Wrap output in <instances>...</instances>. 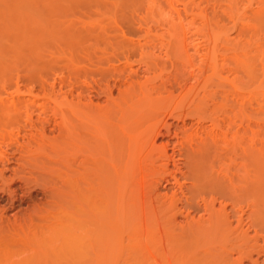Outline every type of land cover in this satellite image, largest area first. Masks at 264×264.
<instances>
[{
    "label": "rangeland",
    "instance_id": "1",
    "mask_svg": "<svg viewBox=\"0 0 264 264\" xmlns=\"http://www.w3.org/2000/svg\"><path fill=\"white\" fill-rule=\"evenodd\" d=\"M167 3H170L168 9L165 6ZM183 3L184 5L185 3L190 4V9L188 11L184 10ZM161 6L165 9L163 12V9H160ZM167 12L179 15V19H175L174 23L169 26L165 25L163 22V19L167 20L168 18L166 16V14L168 15ZM199 12H202L205 16L202 15L203 17H199ZM217 31L219 33L221 32L220 34H225V36L228 35L230 38L244 35L250 45H255L258 42L259 48L253 52L255 53L254 55L252 53V56L257 58V63L262 60L264 62V0H0V114H17L16 121L10 122V126H6V128L4 127L5 123L0 121V137H7L8 134L9 136L11 135L13 139H15V135L19 139H22L24 138V134L28 137L29 135L32 137L34 131L29 129L30 125L28 122L26 123V117L30 114L33 120H35L39 117L38 114H47L49 117H46L51 120L49 124L46 125L47 127H45V135H51L52 140H50L53 142V146L51 141L48 142L47 139H45V141L46 143H50V147L52 146L53 149L55 146V150H58L56 152H59V150L61 151L62 149H57V146L60 148L61 146H59L60 144L56 145V143L58 144L60 141L57 142L58 140H56L54 142L53 138L55 137L56 139L57 135L54 136V134L60 131L57 129L59 127L57 125L61 123V120L59 121L60 118H55L54 116L57 114L59 117V114H68L69 116L70 114H77V117L73 118V121L71 120L73 123L76 122V124L71 125V122L66 121V125L68 126L69 124V127L73 126L74 129L69 134V139L78 137L73 136V132L77 134V129L83 125V123H78L84 122L82 118L85 121L87 119L89 122L91 120L92 122L94 121L95 127L97 128L96 133L102 140L97 142V147L101 148L99 143L103 142V138H105L106 144L108 145H104L103 142L102 149L104 146H108L109 149H114L112 151L115 153L117 152L116 149L118 150L116 147L118 144H115L117 142H113V145L110 146L112 142L108 143V140L116 137L119 133L118 130H120L118 127H122L121 129H123V126H125L127 128L124 127L123 130L131 133H138L132 136H137V138L135 137L136 139L140 138V140H135L142 146L140 147V144L136 146L135 143V149L137 147L138 149L141 148V150L137 151L134 149V152L137 157L139 156L138 158L136 157L138 161L142 162L149 153L150 143L147 145L148 140L144 141V139L148 137V135L146 137V133H148L149 128L151 129L155 124L157 127V125L159 126L160 124L157 129L164 131H162V133H165L164 137L166 139L164 137L163 139H156L155 146L160 147L163 143V145L166 146L165 140H171L173 137L171 141L175 142L177 138L179 139L180 126H182L183 121L186 125L191 126V124L194 125L196 119L186 118V113L187 111L189 112L190 104L183 103L177 105L176 102L178 101H175V98L168 100L159 98L158 95H153L150 100L142 96L141 98L137 96L138 99L135 97V100H132L131 97V100H129V97L128 100L126 99L127 101L124 100V97H120V94L122 93L123 95L125 93H123V90L129 87L127 83H125V78L128 74H132L134 77L136 76L140 79L145 78L146 74L143 72V64L147 63L149 60H154L158 55L160 62L165 65V71H172L174 74L179 73L180 68H182V71H187L188 68L192 67L197 68V66L203 64L206 55L215 57L220 65L225 68H230L232 63H234V59L232 52L229 50V45H227V43H225L226 45L223 43L221 44L218 41L206 42L199 37V35L204 32L218 33ZM155 33L165 35L171 34L175 35V37L180 36L183 37L184 40L186 39L185 37H190L184 45L180 39L179 42L177 37V40L171 41L170 46L171 49H173L168 57L165 56V45L161 44L158 40H156L158 42L155 41L156 44L153 41L146 46L155 47L156 51L150 52L147 48H144L143 51L129 54L132 70L128 71L126 75L125 72L120 71L125 62H123L124 64L120 63L117 59V61L114 60L113 56L114 54L120 53L118 50L123 46H121V44H123L124 41L122 42L121 40L124 36L125 38L129 36L128 39L136 43L138 38ZM141 38L139 39L140 41H142ZM129 40L128 42H130ZM186 44H189L188 49H190L187 53H184L185 51L180 46L183 45V47H186ZM120 60L122 62V56ZM115 68L118 69V71ZM258 74L260 75L261 73ZM260 80L261 78L254 84L255 86L252 84L251 86L253 87L250 86L251 89L249 88V91L255 90L254 93H256L258 98H261L262 93H264V88L260 86ZM17 90L20 92L17 93ZM129 90L128 92L125 90L126 93H129ZM29 92L31 94H29ZM129 94H131V92ZM118 97L120 98L118 99ZM13 99L14 101L12 103ZM17 99L22 103H17V101V104L14 105ZM148 102L151 104L149 109L146 108V103ZM81 105L82 108H79ZM11 106H13V108ZM254 106L250 114L239 115L232 114L234 113L232 112L231 114H226V117H220L221 119H231L232 124L233 122H236V124H238V122L239 124L242 123L246 129H249L247 134L249 138L246 137L244 141H242V145L240 149H238L239 152L236 153V156L234 155L235 157H232L236 159L235 163L238 159L240 160V158L237 159L236 157H243L240 154H245L248 149L253 150L252 163L254 165V178L252 182L254 185L252 189L247 190V193L244 192L241 198L224 202L229 210L234 209L238 212L243 210L248 214L252 210L248 206L252 205L255 207L256 205L257 210L260 211V217H253L258 221L257 223L259 226L256 227L257 224L255 225L253 223L256 228L249 229L248 231L249 237L252 240L246 244L235 243L226 248V254L232 256V259L238 258L239 251L250 253L251 259H245L244 264H264V106L256 104ZM169 107L175 108L176 111L174 110V112L176 113H178V111L179 113L182 112L185 119L183 117L184 120L180 122L172 118L175 115L177 118L179 115L175 114L172 116L170 114L171 108ZM92 109H95V111ZM87 110L90 111L87 113ZM95 112H97V114ZM93 113L98 115L99 118L95 117V115L92 116ZM85 114H88L89 117L92 116V119L94 117V119L97 118L98 120L88 119L89 117ZM120 114L122 116H130V118L128 117L129 119L135 116L132 114H138V116L142 115L138 120L136 119L138 117L136 115L131 122L126 118L124 122L128 120L130 123L124 125V122L122 123L124 118L121 117ZM78 115L82 117L79 118ZM113 116L116 117L114 118ZM119 116L121 118H119ZM84 117L86 119H84ZM116 118H119V121H116ZM66 120H70V118ZM158 120L162 122L160 123ZM58 121L59 124H55ZM88 121L86 122L87 124ZM106 121L108 123L107 126L105 125L107 124ZM202 121V127H206V131L204 130V133L203 130L202 132L199 131L200 134L202 133L201 135L196 131L199 138L195 137V132V134L192 133L196 139L192 135L194 143L192 142L190 151H188L189 149L185 150L187 154L176 144L177 142L165 147L170 166L169 170L164 172V178L167 182H161V184L158 185L159 187L157 186V192L153 190L154 184L151 186L150 181H154L157 176L152 175V164H149V162H146V164H148H145L146 167H143L144 169L146 168L145 170L147 173L143 168L140 172L138 171L139 173H136L137 176L133 172V182L127 181L131 184H127L126 181H124L131 176L130 174L128 177L123 174L122 177L126 178L121 180V177H119L121 176L119 173L121 170H118L120 167L116 164L118 169L117 171L116 168L114 170L117 173L114 172L115 174L110 176L107 181H100L105 185V189H107L108 184L110 186L113 185L114 188H116V185L119 189L110 191L111 187L109 186V190L107 189V192H103V186V190L100 189L101 186L99 187L101 191L99 193H102L101 197L98 195L102 198L100 199L98 197L99 205H101H98L99 210L106 211L100 212V214L102 213L101 215H103L106 213V215H109H107L105 220L100 214L97 215V217L100 218V220L98 219L97 221L100 223H97V225H102H98L99 230L98 228L96 229V242L98 244L96 243V255H94L96 258L93 257L94 263L91 262L92 264H161L162 260L166 261L168 264L232 263L228 260L222 262L224 257V255L222 256L223 250L215 248V244L213 245L215 249L214 252L212 246L210 247L211 250L213 249L212 251L210 250L213 254L211 255L209 251L210 253L205 256L206 258L202 254L205 258H203L204 260L200 259L202 257L201 255V257L199 256V260L193 256L195 249L199 247L204 249L211 245V243L204 242L202 244L203 240L201 239V243H199V239L195 240L192 238L189 232H184L181 229L182 227L180 228V226H177L178 228H176L166 224L168 216H165L168 215L166 212H168L171 207L170 202L181 201L180 204L183 205V202L188 196V191L191 187L190 180H188L190 178V170L187 163L189 158L190 162L191 160H195L193 161L194 164L198 161L197 165L202 169L204 168L207 170L208 167H211V163H214L212 166H214V168L216 167L214 169L215 171L222 167L221 160L215 155V153L219 155V150L213 149L214 152H218L214 153L210 151L213 154L210 152L209 155L206 154L208 153L207 151H209L208 149L211 143V137L208 134L210 132H208L209 130L207 131V129H210V125L207 120ZM114 122H119V124L117 123L119 126L115 125L116 123ZM169 123L171 124V127H168L171 129H169V132H171L169 133L170 138L167 136L164 127H161V125L164 126L165 124L170 125ZM246 125H249L250 128H247ZM188 126L186 127L187 129ZM4 129L5 131L7 130L6 133L2 131ZM81 129H78L79 132ZM175 129L177 130L175 131ZM71 130L72 129H70V131ZM146 130L148 131L146 132ZM111 132L112 137H110L111 135H107L109 138L107 140V136L105 135L111 134ZM36 134L37 133H35V135ZM174 134L177 135V138L172 136ZM60 135L62 138L65 137L63 133H60ZM25 139L26 138H24V140ZM71 141L75 143L73 138ZM33 143V145L36 144L35 142ZM39 143L40 142H38V146ZM3 146L4 145H0V158L2 157L1 151H5L6 149L3 148ZM35 146L36 148L38 147L37 144ZM44 146L42 145V148L44 147L46 150V144ZM48 148L43 152V149H40L39 152V150L34 147L35 151L31 148L29 153L32 154L34 159H36V155H38V159L36 160L39 163L38 160L40 157H51L49 153L52 154V152H50L52 150L49 148L50 151H48ZM212 148L215 147L212 146ZM212 148H210V150ZM13 150L12 148H8L6 152L9 155H7L11 156ZM32 151L34 153H32ZM64 151L62 153H56L57 156L53 155L56 157L52 156V159L49 158V160L51 159L49 163H54L55 160L56 163H58L59 155H66L67 158L71 151L66 150L69 151V153L65 151L67 154H63ZM72 151L73 153L75 152L74 150ZM103 151L98 150L100 156H103L105 153L104 149ZM108 152L109 151L106 153ZM76 153L77 152L74 154ZM114 153L112 152V154ZM190 153L191 155H189ZM3 154L5 155L6 153ZM39 154L41 155L39 156ZM225 154L226 153H220L222 159L225 158ZM192 155H194V158H191ZM185 156H187L188 161H186L187 158ZM14 157L17 158L18 155L15 154ZM61 158L59 159L61 160ZM73 158L77 159L76 156ZM73 158L71 160L75 163H69L76 166V160L73 161ZM42 159H40V161ZM45 159L46 158H44L43 161ZM64 159L61 162L59 160V164L66 168L69 158H67V160L65 159L66 162ZM49 160L46 159L45 162ZM223 162L227 164L226 160ZM235 163H232V166L237 164ZM17 164L14 161L9 162L8 169H18ZM51 165L47 167L45 165V167L43 166V168H40L39 165L32 164L31 168L26 167L25 175L31 182L30 184L20 182L16 177L13 178L12 171L10 172L7 170V172H4V178H6L4 179L5 182H0V264H73V262L67 263L66 260H60V246L56 240V236L60 229L56 220L54 221L53 219V213H56L60 209V207L57 206L59 197L56 194L59 190L56 188L61 187L59 185L60 183L62 184V177L60 175H62L63 172L62 166L59 165V167L53 168V165ZM50 167L52 168L50 169ZM148 167L151 169V176L148 174ZM52 169L57 172H54ZM231 169L233 168L231 167ZM241 169L242 168H239L237 171L242 172L243 170ZM58 170H60L61 173L58 172ZM141 171L144 172L141 173ZM46 172L49 173L48 176ZM57 173L59 174L58 176ZM145 173L148 176H146ZM237 173L238 172L235 174ZM242 173H239L241 179ZM44 174L45 177L43 176V178L42 175ZM242 175L244 176V173ZM102 176L103 174H100V178H102ZM114 176L119 178L120 181L113 179L116 181L114 182L111 180ZM55 177H60L58 179V186L56 185L57 187L55 186L57 180L52 181ZM143 177L146 180H144ZM238 178L236 186L241 188L242 191L243 181ZM131 180L132 178L130 177V181ZM109 181H113L115 185L113 182L110 183ZM121 181H123L122 184L120 183ZM52 182L56 188L51 184ZM244 182L248 183L245 180ZM116 183H118V185ZM133 185L134 187L132 188L131 186ZM122 187H126V189L127 187L130 188H128V191ZM106 195L108 196L107 199L104 197ZM253 210L255 209L253 208ZM200 214L202 215V213L192 214L191 217L197 220ZM185 216L186 212H183L177 222H184V225L191 222V219L188 221L185 220ZM101 218L103 221H101ZM253 224L252 226L254 227ZM169 226L173 227V229L171 230L168 228V230L167 227ZM100 231H102L101 234L103 237H100ZM98 234L100 238H98ZM166 236H168V238ZM107 238L108 242H106ZM182 238H184L183 241ZM103 240L105 241L103 242ZM179 240L182 242H179V245L182 244L180 246L177 245ZM173 241H177L174 248L171 247V242ZM207 243H209V245ZM199 244L202 246L204 245V247ZM171 250H174L175 253H170ZM217 253H219V255Z\"/></svg>",
    "mask_w": 264,
    "mask_h": 264
},
{
    "label": "bare ground",
    "instance_id": "2",
    "mask_svg": "<svg viewBox=\"0 0 264 264\" xmlns=\"http://www.w3.org/2000/svg\"><path fill=\"white\" fill-rule=\"evenodd\" d=\"M165 6L168 9L170 6V3L165 4ZM183 6H184L185 11H188L190 9V4H188V3L187 4L185 3V5L183 3ZM160 9H163L162 12L165 10L162 6L160 7ZM167 13H168V15L166 14V16L168 17V18L166 17L167 20L163 19V22L165 25H167V26L172 25L174 23L175 19H179V15H175V14H172L170 12H167ZM201 13L202 12H199V14H200L199 17L202 15L205 16V14H203V13L201 14ZM163 14H165V13H163ZM220 33L219 32L218 33H209V32L206 33V32H204L201 35H199V37L202 40H205L206 42H217L218 41L221 44L227 43V45H229V50L233 54V59H234V63H232L230 68H225L224 66L220 65L217 62V59L215 57H211L210 55H206L204 57L203 64L200 63L201 65L197 66V68L196 67L195 68L194 67H192V68L187 67L188 68L187 71L186 70L182 71L181 70L182 68H180L179 73L174 74L172 71H165V68H164L165 65L160 62L159 55H158L154 58V60H149L147 63L143 64V66H144L143 72L146 74V77L142 78L143 80L136 77V76L134 77L132 74L127 73L128 71L132 70V68H131L132 64L130 61V55L129 54L137 52V51H143L144 48H147V50L150 52L156 51L155 47L146 46V45H148L149 43H151L153 41L156 44V42L159 41V42H161V44L165 45V47H164L165 56L168 57V55L171 53V50L173 49V48L171 49V46H170L171 41H175L178 38V40L180 39L182 41V44L184 45V43H187V41L189 40V37H190V36L188 38L185 37L186 39L184 40L183 37L176 36L177 37L176 38L175 35H171V34H168V35L159 34V33L147 34V35L143 36L142 38L140 37L142 39V41H140L139 40L140 38H138L137 39L138 41H136V43L130 41L128 39L129 36L126 37L130 41V42H128V40L124 36V38L121 40L122 42L124 41L123 44H121V46L122 45L123 46L120 48V50H118L120 53L114 54L113 57H114V60L117 59L118 62L120 61V63L125 62V64L123 63L124 66L122 67V70H120V71L125 72V75H126V73L128 74L127 77L125 78V83H127V85L129 87L127 86L128 88L125 90L128 92V90L130 89L131 91L129 90V93L131 92V94L126 93V91L123 90V93L124 92L125 93L123 95L121 93L120 97H122V98L124 97V100H126V99L128 100V97H129V100H131V99L135 100V97H136V99H138V98H141V96L143 98H147L148 100H150L153 97V95H158L159 98H164V99H168V100H172L175 98L176 99L175 101H178V102H176L177 105L183 104V103L190 104L189 112L187 111V113H186V118L189 117L190 119L191 118L196 119V121H195L196 123L194 122V125L191 124V126H188V125H186V123H184L183 120L185 119V117H184V114L182 112L179 113V111H178V113H176V112H174V110L176 111L175 108L169 107V108H171L170 114L172 116H174L175 114L179 115V116H177V118L175 117L176 115L174 117H172V116L171 117L179 120L180 122L183 121V123H182V126H180L181 129L179 131L180 132V135H179L180 137L178 136L179 139L177 138L176 134L172 135V136H175L177 139L175 138L176 139L175 142L171 141L173 139V137L171 136L172 137L171 140L170 139L165 140L166 146L173 145L174 143L177 142L176 144L181 147L183 152L187 149H189L188 151H190V147L192 148L191 145H192V142L194 141L193 140L194 135L192 133H194V132L196 133V131L199 133V131L202 132V130L204 133L206 131L205 130L206 127H202V124H201L202 120H204V121L207 120V122L209 123L210 129H207V131L209 130L208 132L211 133V135H210V133H208L209 136L211 137V139H210L211 143L209 146H210V148H212V146L215 148H212L211 150L209 148L208 149L209 151H207L208 153H206V154L209 155L210 153H212L210 151H213V149L219 150L220 152L215 151V152H218L219 155H217V153H215L214 151L213 152L215 153L216 157L219 160H221L220 162L222 163V167H220L218 170L216 169V171H215L214 169L216 167L214 168V166H212V165H214V163L213 164L211 163V167H208L207 170L204 168L202 169V168H199V166L197 165L198 161H196L197 163L195 162V164H196L195 165L193 162L195 160H193V161L191 160V162H190V158L188 161L187 156H185L187 158L186 161H188L187 162L188 168L190 170V178L188 180H190L191 187H190V190L188 191V196L186 197L185 201L183 202V205L180 204L181 201H177V202L171 201L170 202L171 207H170L169 211L166 212L168 215L165 216V217L168 216V218L166 219V221H167L166 224H169V225L174 226L176 228H178L177 226H180V228L182 227L181 229L184 232H189L191 234L192 238H194L195 240L199 239V241H198L199 243H201V240H203L202 244L204 242L211 243V245H209V243H207L209 246L204 248V249H202L200 247L196 248L195 251L193 252L194 257L199 259L202 256L200 259H203L205 256H207L214 249V246H215V248H220L223 250L222 256L224 255V257L222 259V262H225L228 260V261L232 262V263L228 262L230 264H244L245 259H251L250 253H244V252L239 251L238 258L232 259L233 258L232 256L226 254V248L229 245H233L235 243L246 244L252 240L249 237L248 231H249V229L256 228L257 226H259V224L257 223L258 221H256L255 218H253V217H260L259 216L260 211L257 210L256 205H255V207H253L252 205L248 206L250 209H252L248 214H246L243 210H240L239 212L235 211L234 209L229 210L224 202L227 200H235V199L241 198L244 195V192L247 193V190L252 189V187L254 185V183L252 182L253 178H254V176H253L254 165L252 163L253 150L248 149V150H246L245 154H240L244 158L243 157H236L237 159L240 158V160L238 159L239 161L237 160L239 163L236 161V163L238 164L237 165L235 163L236 159H233L232 157L234 155L236 156V153L239 152L238 149H240V147L242 145V141H244V139L246 137L249 138V135H247L249 129H246V127H244V125L242 123L239 124V122H238V124H236V122H233V124H232L231 119L230 120H228L229 118L221 119L220 117L225 116L226 114H231L232 112H234L232 114H239V115L240 114H250V112L254 109L253 107H255L254 106L255 104L264 106V93H262L261 98H258L256 93H254V91H255L254 89H253L254 91H252V90L249 91L250 86L252 84H253V86H255L254 84H256V82L258 81L259 78H261L260 86L262 88H264V65H263L264 62L262 60L259 63H257V61H258L257 58L252 56V53L255 52V50H258V48H259V46H258L259 44L257 41H256L257 44H255L256 43L255 42L254 43L255 45H250L248 40L246 39V37L244 35H240V37L234 36V38H230L228 35L225 36V34L223 35V33L222 34H220ZM156 40H158V41H156ZM180 40H179V42H180ZM191 43H192V41H191ZM183 45L180 47L183 48V50L185 51L184 53H187L190 49V48L188 49L189 44H186V47L185 46L183 47ZM254 54L255 53H253V55ZM121 56L123 57L122 62L120 60ZM111 62H112V60H111ZM260 63L263 66V68L260 65ZM114 64H116V63H114ZM195 69H197V70H195ZM260 69L262 70V72ZM116 70L118 71V69H116ZM132 73H134V72H132ZM258 73H261V74L259 75ZM125 75H124V77H125ZM135 75H136V73H135ZM122 83H124V82H122ZM116 86H118V85H116ZM253 86H251V87H253ZM16 92L18 93L20 91L17 90ZM29 94H31V93L29 92ZM137 96H140V97L137 98ZM120 97H118V99ZM130 97H131V99H130ZM133 97H134V99H133ZM18 99L15 100L14 105H16L17 103H20V104L22 103L21 101H18ZM13 101H14V99L12 100V103H13ZM180 102H182V103H180ZM13 106H11V107L13 108ZM78 106H79V104H78ZM85 107H83V108H85ZM150 107H151V104L149 102L146 103V108L149 109ZM79 108H82V105ZM87 108H89V107H87ZM169 108H167V109H169ZM2 109H5V108H2ZM92 110L95 111V109H92ZM89 111L87 110V113ZM7 113H8V111H7ZM95 113L97 114V112H95ZM96 114L93 113L92 116L95 115V117L99 118L98 115H96ZM38 115H39V117L36 118L37 120L36 119L33 120V118L30 116V114L28 115V117H26V123L28 122L30 125L29 129L34 131V134L32 137H30V135L28 137L26 134H24V138H26L25 140H24V138L19 139L18 137H16V135H15V139H13L11 137V135L9 136V134L7 135V137H0V145L1 146L4 145L3 148H6L5 151L3 149H2L3 151H1L2 157L0 158V182H2V183L5 182L4 179H6V178H4V172H7V170H8L10 172L12 171L13 178L16 177L18 179V181L30 184L31 182L26 178V175H25L26 174L25 173L26 167L31 168L32 164L33 165L36 164L37 166L39 165L40 168L41 167L43 168V166L45 167V165L47 167L48 165L52 164L53 168H56L57 166L59 167V165H60L59 163L61 161H63L64 158L66 160H67V158H69L68 163L69 162L75 163V162H72L71 159L76 156L77 159L73 158V161L76 160V166H74V164L69 163V165H68V163H67V165H66L64 163L67 166L65 168V166L60 165V166H62V172H63L62 175H60L62 177L61 178L62 184L61 183L59 184L61 187L59 186L60 188H56L58 186V179L60 177L59 178L55 177L56 179L53 178V180H52V181L57 180L55 182V186L57 185L56 187L54 186L53 182L51 183V184H53V186L56 189L59 190V191L57 190L58 192L56 194L59 197L58 198L59 201L57 203L58 204L57 206H59L60 209L56 213H53V215H54L53 219H54V221L56 220V222L58 223L57 225H59V229H60V231H58V234L56 236V240L60 246V255L62 256V258L60 256L61 261L66 260L67 263L73 262V264H90L91 262L94 263L93 257L96 258V256H94V255H96V243H97L96 242V239H97L96 229L98 228V230H99L98 225H102V224L97 225V223H100V222H97L98 219L100 220V218L97 217V215H99L100 212H106V211H100L99 210V206H101V205H99L100 203L98 202V200H99L98 195H100V197L102 195V193L101 194L99 193V192H101L100 189L103 190V188H104L103 192H105V191L107 192L109 190V186H110L108 184V187H107L108 190H107L104 187L105 185L102 184V182H100V181L101 180L107 181L110 178V176H113L115 173H117L114 170L116 168V171H117V169H118V167H116V165H117L120 167V169H118V170L122 171V172L119 171V173L121 174V176H119V177H121V180L123 178H126V177H122L123 174L127 175V177L130 174L131 176L130 175L129 176L132 178V180L130 181V177H128V178H126L127 180L125 179L124 181H126L127 184H131L129 182H133V174L134 173L136 174L138 171L140 172V170L144 166L146 167V165L148 164V163L146 164V162H149V164H152V170L148 167L149 168V170L147 169L148 174L151 176V172H152V175L157 176L154 181H150L151 186L154 184L153 190L157 192V190H156L157 186L160 185L161 182H163V181L167 182L164 178V172L168 171L169 166H170L168 163V156H167V153L165 151L166 146L163 145L164 143L161 144L162 146H160V147L155 146L156 145L155 140L158 138L163 139V137L165 136V133H162L163 130L160 131L161 129L160 130L157 129V127L160 126V124L158 122H156V123H158L159 126L157 125V127H156V124H155L154 126L151 127V129L150 128L148 129L149 131L146 130V132L148 131V133L145 132L146 137H147V135H148V137H147V139H144V141L148 140L147 145L150 143L149 144V150H148L149 153H148V155H146L145 160L141 162V161H138L137 158L139 156L137 157L135 152H134L135 150H137V151L141 150L140 147L142 145L140 143H139L140 149H138L137 147L135 149V146H134L135 143H136L135 144L136 146L137 145L139 146V144L137 143L136 140H140V138L136 139L137 136H135L136 138L134 136H132V135L136 134L134 132L131 133V132H127V131L123 130L125 126H123V129H121L122 127L121 128L118 127L120 129V130H118L119 133L116 135V137H114L115 136L114 135L115 132H114L113 133L114 138H112L110 140H108L109 138L107 135H111L110 137H112V132H111V134L105 135V136H107L108 143L112 142V144H110V146L113 145V142H117L115 144H118V146H116V145L115 146L118 148V150L116 149L117 152L114 153V151H112L114 149L111 150V149H109L108 146L107 147L104 146L103 149L105 150V153L103 154L104 151L102 149V146H103L102 143L104 142V145H105L107 142H106V139L103 138V142L99 143L100 144L99 146H101V148L97 147V142L98 141L100 142L102 140L98 137V135L96 133L97 128L95 127L94 121L92 122L90 120L91 123H94V124H91L84 117V119H86V121L83 120V118H82V121H84V122H78L79 118H81L83 116L82 114H80V115H82L81 117H80V115H78L79 118H78L77 122L79 124L83 123V125H81L79 128L81 129V127L82 126L83 127L80 130V132L78 130L79 128L77 129V134H75L76 132L75 133L73 132V136H78V137H75V138L72 137L74 142H75V143H72V141H71L72 138L69 139V136H70L69 134L74 129H73V126H71L72 128L69 127V124L67 126L66 121L71 122V125L76 124V122L75 123L72 122L73 121L72 119L77 117L76 116L77 114H70V116L68 114H59L60 117L58 116V114L56 116H54V114H53V116L55 118L58 117V118H60L59 121L61 120L60 124H59V121L57 123H55V124H59V125H57L59 127L58 128L56 127V128L60 131L59 132L57 131L58 134L57 133L54 134V136H56V135L57 136H56V139H55V137L53 138V141L54 142L56 140H58L57 142L60 141L58 144L56 143V145L60 144L59 146H61V148L57 146V149L59 148L62 150L61 151L59 150V152H56L58 150H55V148H56L55 146H54V149L52 147L53 142L51 141L52 140L51 135L50 136L45 135V127H47L46 125L49 124L51 119L49 120V118H47V117H49V116H47V114L46 115L45 114H38ZM85 115H87L89 117L88 114H85ZM127 115H130V114H127ZM132 115L138 116V114H132ZM189 115H191V116H189ZM16 116H17V114H10V113L0 114V118H1L0 121L5 123L4 127L6 128V126H10L9 125L10 122L16 121ZM72 116H74V117H72ZM92 116H90L91 118L89 117L88 119H92ZM117 116H118V114H117ZM124 116L121 115V117L124 118L122 123L125 121L126 118L130 122L132 121L133 118H135V116H133L132 119H129L130 116H128L129 118L127 116H125V117ZM140 116H138L136 119L138 120ZM68 117L70 118V120H66V119H69ZM113 117L115 118L116 116H113ZM121 117L119 116V118H121ZM183 117H184V119H183ZM97 118L94 119V117H93V119L95 121ZM241 118H243V117H241ZM118 119L116 118V121H119ZM180 119H182V120H180ZM128 120H127V122H124V125H126V124L128 125V123H130ZM87 121H88V124L90 123L91 125L89 124V126H88V124L86 123ZM99 121H101V120H99ZM120 121H121V119H120ZM158 121H160V120H158ZM103 122H102V124H103ZM161 122L162 121H160V123ZM78 123H77V125H78ZM106 123H107V121H106ZM114 123H116L115 125L119 126L118 125L119 122H114ZM84 124L85 125L87 124V125L85 126ZM98 124H100V123H98ZM244 124H246V123H244ZM105 125L107 126L108 123ZM117 126H116V129H117ZM120 126H121V124H120ZM187 126H188V129L186 128ZM26 127H24V128H26ZM161 127H164V130H165L167 136L169 137L170 136L169 133H171L169 131L171 129L168 127H171V124L170 125L165 124L164 126L161 125ZM248 127H249V125L247 126V128ZM100 128H101V126H100ZM125 128H127V127H125ZM70 129H72V130L70 131ZM176 130L177 129H175V131ZM2 131L4 133H6L7 130L5 131V129H4ZM35 133H37V134L35 135ZM60 133H63V136H65V137L62 138L61 137L62 134L60 135ZM106 133H108V132H106ZM198 133L195 134V137H198ZM251 133H252V131H251ZM102 135H101V138H102ZM192 135H193V137H192ZM58 136H59V138L57 139ZM49 137H51V138H49ZM76 138H79V139H76ZM45 139H47L48 142L49 141L52 142L51 147H50L51 144L46 143ZM75 139H76V141H75ZM36 141L40 142L39 146L41 143H43V144H41V146L39 147L38 142H36ZM44 141H45V143H44ZM33 142H35L37 144V146H38L37 148L35 146L36 144L33 145L34 144ZM45 144H46V150L48 147L52 150V151H50V149L48 148V151L52 152V154L49 153V155L51 157L53 155L57 156L58 153H60V152L62 153L64 150L65 151L66 150L71 151L70 152L71 154L69 153V151H66L67 153H69L68 157L66 158V155H63V154H67V153L64 151V153L61 154L63 156L59 155V158L62 157L61 160L58 158V163H56V160H55V162H54L55 164L53 162H51V163H49V162L53 157H56V156H53L52 158L51 157H42L43 159L46 158L47 160H49V158H51L48 162L47 161L45 162L46 159L43 161V159L40 157V159H42V160L40 161V159H39L38 160L39 163H38L36 160V159H38L37 158L38 155H36V159H34L32 157V154L29 152H30L31 148H33V150H34V147H35V149H38L39 152H40V149L41 150L43 149L42 152L46 151L44 148ZM42 145L44 146L43 148H42ZM106 145H108V144H106ZM32 146H34V147H32ZM144 147H145V145H144ZM8 148L14 149L11 153V156H8L9 154L6 152V150ZM97 148H98V150L103 151L102 152L103 156H100V154H99L100 152H98ZM72 150H74L77 153L74 154L75 152L73 153ZM48 151H47V153H48ZM107 151H109V152L106 153ZM192 151H193V149H192ZM36 152L38 153L37 150H36ZM112 152L114 154H112ZM3 153H6V154L4 155ZM32 153H34V152L32 151ZM44 153H43V156H44ZM184 153L187 154V151H185ZM195 153H193V154H195ZM220 153H226L225 158L222 159ZM13 154L14 155L17 154L18 157L15 158ZM72 154H74V155H72ZM198 154H201V153H198ZM203 154L205 155L204 152H203ZM33 155H35V154H33ZM40 155L41 154H39V156ZM140 155H141V153H140ZM189 155H191V153ZM193 156L194 155H192L191 158H194ZM59 160H60V162H59ZM66 160H65V162H66ZM224 160L227 161V164H225L223 162ZM11 161L16 162V164L18 163L17 164L18 169H10V170L8 169V163ZM33 161L34 162L36 161V162L34 163ZM232 163L233 164L235 163L236 165L232 166ZM54 165H56V166H54ZM114 165H115V167L113 168ZM148 166H150V165H148ZM231 167L233 169H231ZM51 168L52 167H50V169ZM239 168H242L241 170H243L242 172L244 173V176L242 175L243 174L242 172L237 171ZM60 169H61V167H60ZM63 169H64V171H63ZM145 169L143 168V170H145ZM150 170H151V172H150ZM231 170H232V173H231ZM233 170H236V171H233ZM53 171L55 172L56 170H53ZM53 171H52V173H53ZM58 172H60V170H58ZM142 172H144V171H141V173ZM145 172H146V170H145ZM236 172H238V173L235 174ZM146 173H145V175L148 176ZM239 173H242L241 174L242 179L239 176L240 175ZM48 174L49 173H47L46 175L48 176ZM100 174H103L102 178H100ZM50 175H51V173H50ZM58 175L59 174L57 173V176ZM43 176L45 177V174L42 175V177ZM115 176H117V175H115ZM115 176L111 180L115 179V180L120 181L119 178H117L118 176L117 177H115ZM136 176H137V174H136ZM138 176H139V174H138ZM146 176H144V177H146ZM238 176H239V178H238ZM144 177H143V179H144ZM237 178L241 179L243 181L242 191H241V188L236 186L237 185L236 183L238 181ZM46 179H47V177H46ZM135 180H137V179H135ZM144 180H146V179H144ZM241 180H239V181H241ZM244 180L247 181L248 183H245ZM113 181H109V182L111 183ZM127 181H129V182H127ZM114 182H116V181H114ZM120 183L122 184L123 181H121ZM142 183H144V182H142ZM116 184L118 185V183H116ZM114 185H115V183H114ZM145 185H146V183H145ZM155 185H156V188H155ZM102 186H103V188H102ZM99 187H100V189H99ZM110 187H111L110 191H113L114 189L115 190L119 189V187H117L116 185H115L116 188H114L113 185H111ZM112 187H113V189H112ZM131 187L133 188L134 185ZM122 188L126 189V187H122ZM128 188H130V187H127L126 190L129 191ZM1 190H3V189H1ZM154 191H153V193H154ZM8 193H9V191H8ZM105 194H108V193H105ZM235 196H237V197H235ZM104 197H106V199L108 198L107 195ZM100 199H102V198H100ZM62 208H63V210H62ZM253 208L256 211L253 210ZM183 212H186L185 220L188 221L189 219H191V222H188L185 225H184V222L183 223L177 222L178 218H180L182 216ZM197 213H202V215L200 214V217L197 220H194L191 217V215L197 214ZM107 215H109V214H107ZM107 215L105 213V214L101 215V217L105 220L107 218ZM102 218H101V221H103ZM251 222H252V224L253 223L255 225L257 224L256 227L254 224H253L254 225V227H253ZM171 226L167 227V229L170 228L172 230L173 227H171ZM101 232L102 231H100V235H101L100 237H103ZM100 237L98 234V238H100ZM166 237L168 238V236H166ZM192 238H189V239H192ZM183 239L184 238H182V241H183ZM107 240H108V238L106 239V242H108ZM104 241L105 240H103V242ZM179 242L182 243L179 240L177 245H179ZM176 243H177V241L171 242V247L174 248ZM180 245H182V244H180ZM200 246H202V245H200ZM211 246L213 248L212 250L210 248ZM202 247H204V245ZM199 249H202V250H199ZM214 251H215V249L213 250V252ZM170 253H175V251L171 250ZM202 254L204 255V257ZM212 254L213 253L211 252V255ZM217 254L219 255V253H217ZM220 259H221V257H220ZM161 264H168V263L166 261L162 260Z\"/></svg>",
    "mask_w": 264,
    "mask_h": 264
}]
</instances>
